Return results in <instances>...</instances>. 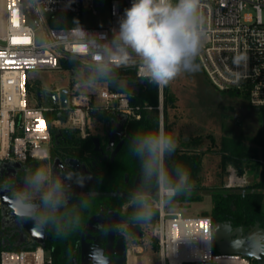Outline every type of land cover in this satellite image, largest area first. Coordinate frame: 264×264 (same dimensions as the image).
<instances>
[{"label":"built area","instance_id":"2783aa9c","mask_svg":"<svg viewBox=\"0 0 264 264\" xmlns=\"http://www.w3.org/2000/svg\"><path fill=\"white\" fill-rule=\"evenodd\" d=\"M108 3L107 25H83L97 38L100 33L111 38L132 0ZM95 5L96 0H32L27 5L23 0H0V161L48 159L58 130L84 138L95 126L94 112L125 113L130 120L140 118L145 110L157 109L164 126L165 87L158 86L157 106L134 103L135 91L113 89L108 80L97 92L82 90L73 80L69 86L48 90L55 93L59 105L49 95L52 103L46 102L44 92L41 103L38 97L31 103L29 71L62 70L64 60L80 63L59 42L65 30L73 26H51L44 13H50L52 19L65 14L81 16L84 10L96 15ZM200 13L204 37L197 58L212 85L221 92L245 93L252 107L264 110V0H201ZM38 30L44 36L43 43L38 42ZM121 68L132 69L143 79L138 63ZM64 87L68 88L66 107L61 104ZM55 110L59 117L49 122L46 113ZM240 179L236 168L230 167L227 187ZM154 207L158 216L146 224L150 239L132 241L125 264H257L240 254L215 252L211 216L187 217L172 205ZM145 256L151 259L131 260ZM0 264L54 263L52 256L37 246L2 250Z\"/></svg>","mask_w":264,"mask_h":264},{"label":"clouds","instance_id":"9594fccd","mask_svg":"<svg viewBox=\"0 0 264 264\" xmlns=\"http://www.w3.org/2000/svg\"><path fill=\"white\" fill-rule=\"evenodd\" d=\"M200 5L201 0H132L111 38L103 33L97 38L74 19L73 27L65 30L59 42L80 60L82 68L75 77L77 87L94 90L102 85L101 81L112 78L117 69L137 63L141 77L161 88L181 73L195 71L204 37ZM176 147L173 135L162 123L131 137L129 150L139 161L142 184L148 189L155 185L157 196L154 201L149 191H138L131 197L133 222L149 223L158 209L154 204L171 205L190 187L189 172L178 164L170 171L166 163ZM74 176L80 186L91 179L75 170L63 172L64 179ZM67 199L63 180L40 164L25 177V187L15 193L11 205L20 220L63 234L59 225L64 214L60 210ZM88 199L82 202L83 208L89 206ZM73 222L78 224L79 217H74ZM89 258L92 264H110L102 248H93Z\"/></svg>","mask_w":264,"mask_h":264},{"label":"flooded vegetation","instance_id":"af4514ba","mask_svg":"<svg viewBox=\"0 0 264 264\" xmlns=\"http://www.w3.org/2000/svg\"><path fill=\"white\" fill-rule=\"evenodd\" d=\"M133 79L139 80L138 85L142 82L141 78ZM133 86L135 84L129 89L132 90ZM118 120V113L113 112L104 121L95 119L94 128L84 138L68 132L55 139L50 157L42 164L49 167L54 177L63 180L68 199L60 210L64 214L59 225L63 234H57L52 228L45 229V245L37 243L13 209L2 204L1 196L4 191L13 198L25 187V177L36 167L32 162L36 160L0 161V254L5 249H29L36 245L49 255L60 249L70 264H80L83 249L92 250L98 246L106 253L109 238L114 237L115 244L122 238L126 253L129 243L145 238L146 224L130 222L128 218L131 197L138 191H149L154 200L156 188H146L141 181V172L132 167L126 149L129 120L124 125ZM84 139H89L88 145L83 143ZM72 159L78 162L72 164ZM72 170L93 179L86 188H82L76 183L75 176L71 180L63 178L64 171ZM85 198H89L87 208L81 206ZM77 216L79 223L75 224L73 218ZM247 230L244 227V232ZM37 238L41 239L39 235ZM248 250L258 256L251 258L253 262L259 264L264 261V245L260 251Z\"/></svg>","mask_w":264,"mask_h":264},{"label":"rangeland","instance_id":"374dc122","mask_svg":"<svg viewBox=\"0 0 264 264\" xmlns=\"http://www.w3.org/2000/svg\"><path fill=\"white\" fill-rule=\"evenodd\" d=\"M23 1L26 5L32 3V0ZM108 4V0H96L95 9L98 11V14L95 15L92 11L84 10L81 16L74 14H69V16L73 20H78L84 26H91L93 24L98 26L107 25L109 21ZM44 16L51 26H73V23L70 25L53 24L50 13H44ZM30 23L34 27H37L33 18H30ZM43 40L42 31L38 30V42L41 43L40 41ZM197 62L198 58L196 57L195 64ZM62 66V70H35L28 72V77L33 83L29 92L31 103L36 102L37 86L42 87L45 95L44 100L50 103L51 98L45 94L46 91L56 86H69L82 68L79 62L63 63ZM130 71L135 72L134 70ZM101 84L100 87L93 91L97 92L106 82L101 81ZM169 87L171 93H174L176 96V106L171 107V103L169 105L170 121H175L173 133L180 140L181 138L202 136L204 148L210 147L209 152L204 155V165L200 173L201 183L198 186H201L199 192L203 193L201 199L183 202L180 205L173 202L172 206L179 209L187 217L211 214L213 208L211 192L213 190L242 189L259 180V176H256L255 170L248 168L246 173L240 175L242 179L236 185L227 187L229 183V168L233 165L228 164L226 170H222L220 164L221 142L222 139H225L229 148L243 143L255 149L259 145L257 134L262 119L261 114L264 110H257L252 107L249 103V97L245 93L238 92L234 94L219 91L212 85L206 72L203 69L199 70L197 67L195 71L181 73L169 83ZM58 117L56 110L46 113V118L49 122H54ZM213 138L215 139V143L212 141ZM263 166L264 160H261V169H263ZM204 187L206 188L204 189ZM150 237L151 234L147 231L145 239L141 241L149 240ZM217 251L218 249L215 250V252ZM142 259L148 261L151 258L145 256Z\"/></svg>","mask_w":264,"mask_h":264},{"label":"trees","instance_id":"16d2710c","mask_svg":"<svg viewBox=\"0 0 264 264\" xmlns=\"http://www.w3.org/2000/svg\"><path fill=\"white\" fill-rule=\"evenodd\" d=\"M70 17V18H69ZM73 19L69 14H65L61 17H55L53 24H72ZM78 62L75 59L64 60V64ZM132 69L119 68L114 73L113 77H125L129 76L131 79L136 77L135 72L130 71ZM165 106H164V128L165 130L173 135L177 147L170 157L166 158V163L171 171L174 165H181L189 172V185L188 190L181 195H178L174 199V203L177 205L183 204V202H191L200 200L203 193L199 192L201 186L200 173L204 165V155L209 152L210 147L204 148V142L202 136H193L188 138H180L173 133L175 121H170L169 117V105L171 107L176 106V96L171 93L169 84L165 86ZM228 93H238L237 91H229ZM134 103H148L153 106H157L159 102V88L157 85L149 83L146 79L140 84L138 92H134L132 97ZM113 111L104 110L100 112H94L93 116L98 121H104L108 119ZM262 119L260 128L258 131L259 145L252 149L243 143L235 145L232 148L227 146L225 139L221 142V168L223 171L226 170L228 164L236 167L239 175L246 173L248 168L255 170L256 176H259V180L250 186H246L242 189H231V190H213L211 192L213 198V208L211 216L213 223L231 220L234 225H242L244 227H250L256 222H260L264 227V166L263 169L260 167L261 160H264V111H262ZM160 125L159 110L154 109L151 111H143L140 118H132L128 122V139H127V151L130 155L131 165L134 169L140 171L139 161L131 154L129 145L131 137L140 131H147L156 129ZM89 139H84L83 143L88 145ZM213 142L215 139L213 138ZM215 143V142H214ZM33 165L38 166L44 162V160H36ZM261 169V170H260ZM155 187V185H153ZM206 187H204L205 189ZM173 202L171 205H173ZM132 207L128 213L130 219ZM158 216V210L154 218L147 224L155 221ZM31 247L29 249L35 248ZM214 250L217 247L214 245ZM218 252V251H217ZM54 264H70L67 258L62 256L61 250L57 249L51 254Z\"/></svg>","mask_w":264,"mask_h":264},{"label":"water","instance_id":"95a60500","mask_svg":"<svg viewBox=\"0 0 264 264\" xmlns=\"http://www.w3.org/2000/svg\"><path fill=\"white\" fill-rule=\"evenodd\" d=\"M196 66L199 70H201V65L199 62L196 63ZM139 80L137 79H131L129 76L125 77H112L108 80L109 86L116 90H128L131 85L135 84V86L132 87L133 91L138 92L140 89V85L137 84ZM143 82V79L141 80ZM62 93V106H67V99H68V88L64 87L61 90ZM36 94L38 97L39 103L42 102V95H43V89L41 86H37L36 88ZM46 95H49L52 97V100L55 105H59L55 93H52L50 91H46ZM118 121L124 125L129 120V116L125 113H119L118 114ZM63 137L62 130H58L56 133V138ZM74 162H78L76 159H72L71 163L74 164ZM93 178H91L92 180ZM91 180H87L82 188H86ZM2 196V204L4 206H7L11 209V200L6 192H1ZM22 224L24 228H26L27 231H29L37 241V243L41 245H45L44 242V235H45V229L41 230L39 228L34 227L33 222L22 221ZM213 241L216 245L218 251L220 253H228V254H240L245 257L258 258L257 255H254L250 250L248 249H255L260 251L261 247L264 245V227L261 226L260 222H256L255 225H252L248 227V230L244 232V226H233L232 221H219L216 223H213ZM38 231V232H36ZM38 235L41 239H38ZM114 238V237H113ZM113 238H109L108 243L106 244V254L109 257L110 264H125L127 260L126 256V247L125 243L123 242L122 238L118 240V242L115 244V241ZM95 248H99L98 246H95ZM104 250V249H103ZM92 250H85L83 249L82 256H81V262L80 264H92L89 254ZM105 251V250H104ZM112 255H115L113 258ZM77 264V263H75ZM259 264H264V261L259 262Z\"/></svg>","mask_w":264,"mask_h":264},{"label":"bare ground","instance_id":"6f19581e","mask_svg":"<svg viewBox=\"0 0 264 264\" xmlns=\"http://www.w3.org/2000/svg\"><path fill=\"white\" fill-rule=\"evenodd\" d=\"M131 260H142V261H144V259H142L141 257L140 258H138V259H134V258H132Z\"/></svg>","mask_w":264,"mask_h":264},{"label":"crops","instance_id":"0c3cea01","mask_svg":"<svg viewBox=\"0 0 264 264\" xmlns=\"http://www.w3.org/2000/svg\"><path fill=\"white\" fill-rule=\"evenodd\" d=\"M132 258H134V259H138V258H140V257H132Z\"/></svg>","mask_w":264,"mask_h":264},{"label":"snow or ice","instance_id":"6c2138e0","mask_svg":"<svg viewBox=\"0 0 264 264\" xmlns=\"http://www.w3.org/2000/svg\"><path fill=\"white\" fill-rule=\"evenodd\" d=\"M15 42V41H14Z\"/></svg>","mask_w":264,"mask_h":264}]
</instances>
